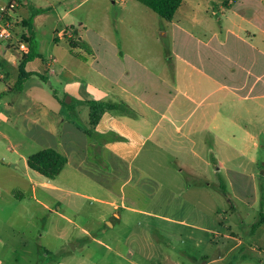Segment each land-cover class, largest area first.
<instances>
[{"label": "crops", "instance_id": "1", "mask_svg": "<svg viewBox=\"0 0 264 264\" xmlns=\"http://www.w3.org/2000/svg\"><path fill=\"white\" fill-rule=\"evenodd\" d=\"M184 2L176 14L182 12ZM204 3L205 6L189 2V17L198 33L181 27L175 17L168 21L174 26L171 31L185 34L179 42L186 52H175L158 72L145 61V43H119L111 36H100V43L83 47L68 32L69 58L61 62L54 57L45 58L38 52L36 18L22 17L24 21L32 18V29L25 26L7 41L6 49L18 54L14 61L18 74L0 93V118L15 128L24 120L30 128L29 140L41 141L45 145L41 150L53 148L65 155L66 165L72 161L65 149L76 145L99 147L106 161L116 158L142 177L149 176L151 163L158 164L160 172L172 170L167 164L170 153L175 154V162L181 163L175 171H186L190 176L206 177L211 170L253 179L263 176L264 159L259 160L252 151L264 152V0ZM137 13L144 31L145 12ZM158 33L167 35L169 31ZM23 34L33 35L36 55L24 63L29 76L18 87L19 65L27 55L18 49ZM3 44L0 43V56ZM54 63L59 68H53ZM49 77L63 82V93L44 89L39 79ZM0 79L5 81L7 76L1 74ZM92 101L117 104L127 110L105 111L91 126ZM32 155H20L11 163L13 168L22 164L26 172L44 178L45 188L52 187L50 182L55 179L29 167ZM39 189L33 183L13 189L10 194L14 201H6L8 204H2L0 196V264H28L33 255L23 239L18 217L25 218L29 210L49 209L37 197ZM189 190L203 192L204 188ZM27 193L36 205L24 201ZM258 220L250 226L245 240L232 238L235 244L228 253L237 259L232 264H257V254H264V224L255 226ZM39 236L42 238L43 233L39 232ZM139 242L127 252L107 244L104 257L121 259L123 264L193 263L172 257L176 255H161L162 243L149 237H142ZM36 249L38 261L30 264L98 263L94 258L77 257L75 252L64 249L56 254V260L49 261L50 251L40 241ZM218 257L204 264H224L226 254L222 252Z\"/></svg>", "mask_w": 264, "mask_h": 264}, {"label": "rangeland", "instance_id": "2", "mask_svg": "<svg viewBox=\"0 0 264 264\" xmlns=\"http://www.w3.org/2000/svg\"><path fill=\"white\" fill-rule=\"evenodd\" d=\"M190 1L205 6L204 2L209 0ZM190 1L185 0L182 12L176 14L174 21L198 33L189 17ZM20 2L18 13L21 17L36 18L38 52L48 59L54 57L61 62L69 58L68 32L74 34L81 46L100 43V36H111L119 43L143 42L146 44L145 61L154 72L165 66L167 58L174 57L175 52H186L179 42L184 40L185 34L171 31L173 24L138 0ZM138 11L145 12L144 31ZM24 29L20 26L17 31ZM165 29L169 31L167 35L158 33ZM1 43L4 44L0 76L6 75L7 79H0V93L18 74L14 63L18 54L6 49L7 41ZM53 68L59 67L54 63ZM39 81L47 92L53 88L63 93V82H57L54 77ZM28 128L24 120L15 128L11 122L0 118L1 203L13 202L10 194L13 189L27 188L33 183L40 188L37 197L49 205L48 210H29L25 218L18 217V226L24 231L23 239L33 252L28 264L38 261L35 253L39 241L50 251L49 261L56 260V254L64 249L75 252L77 257L94 258L97 264H123L121 259L104 257L107 244L127 252L140 244L142 237L161 242V255H176L172 257L180 261L204 264L220 258L218 255L223 252L226 254L224 264H232L237 262L232 253H228L235 244L232 238L245 240L250 226L260 218L261 212L264 213V175L253 179L211 170L206 177L190 176L186 171H175L181 163L175 162L174 153L167 155V164L174 170L160 172L158 164L151 163L149 176L142 177L116 158L106 161L99 147H67L65 151L72 162L50 182L52 187L45 188L42 176L26 172L22 164L16 168L11 164L20 155H32L45 146L41 141L29 140ZM252 152L259 160L264 159L262 149ZM201 187L203 192L189 190ZM28 195L24 201L35 204ZM39 232L43 233L42 238ZM125 242L132 244L128 246ZM257 258V264H264V254H257Z\"/></svg>", "mask_w": 264, "mask_h": 264}, {"label": "trees", "instance_id": "3", "mask_svg": "<svg viewBox=\"0 0 264 264\" xmlns=\"http://www.w3.org/2000/svg\"><path fill=\"white\" fill-rule=\"evenodd\" d=\"M143 5L147 6L154 13H156L162 19L167 21H172L180 8L183 0H138ZM33 20L32 18L28 21H24V26L32 29ZM30 43V52L23 57L19 65V77L17 81V86L21 87L25 80L28 78V74L24 71V63L30 59H32L36 55V42L31 34L29 37H25ZM90 105V124L91 126H95L99 121L101 115L105 111L109 110H117L124 109L127 110L120 105L107 103V102H89ZM68 159L65 155L59 153L53 148H48L41 150L35 154H33L28 159V165L32 170L39 172L44 177L54 180L56 179L65 165L67 164ZM264 224V213H261L258 222L255 226Z\"/></svg>", "mask_w": 264, "mask_h": 264}, {"label": "built area", "instance_id": "4", "mask_svg": "<svg viewBox=\"0 0 264 264\" xmlns=\"http://www.w3.org/2000/svg\"><path fill=\"white\" fill-rule=\"evenodd\" d=\"M20 0H0V43L10 41L17 35V28L24 26V20L18 13ZM26 34L21 35L18 49L23 54L30 51V43L25 40Z\"/></svg>", "mask_w": 264, "mask_h": 264}]
</instances>
